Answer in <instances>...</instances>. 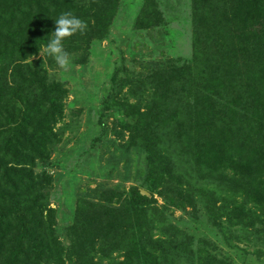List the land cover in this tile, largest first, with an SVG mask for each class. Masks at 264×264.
Segmentation results:
<instances>
[{
  "label": "trees",
  "instance_id": "trees-1",
  "mask_svg": "<svg viewBox=\"0 0 264 264\" xmlns=\"http://www.w3.org/2000/svg\"><path fill=\"white\" fill-rule=\"evenodd\" d=\"M118 5L0 0V264H226L208 241L196 249L193 235L167 225L168 204L200 208L226 244L264 246V0H192L188 61L156 68L149 87L111 73L101 115L127 133V148L142 150L141 180L78 196L68 242L59 239L51 175L36 168L60 141L67 88L28 57L71 11L88 27L63 43L84 63L91 44L108 36ZM164 21L161 0H142L137 29ZM126 85L136 101L121 96Z\"/></svg>",
  "mask_w": 264,
  "mask_h": 264
},
{
  "label": "rangeland",
  "instance_id": "rangeland-1",
  "mask_svg": "<svg viewBox=\"0 0 264 264\" xmlns=\"http://www.w3.org/2000/svg\"><path fill=\"white\" fill-rule=\"evenodd\" d=\"M141 4L142 0H119L108 36L91 44L84 63H76L71 57L69 69L63 70L51 56H36L49 79L67 88L63 118L56 125L60 141L48 161L36 168L51 175L49 206L54 208L56 233L64 244L78 196L100 188L128 189L141 180L142 150L137 146L127 148V133L111 117L101 115L111 73L120 69V75L130 81L127 85L142 80L149 87L156 68L180 65L191 57L192 0H161L165 21L156 27L137 29L134 20ZM127 85L121 96L134 102L137 99L128 93ZM154 197L162 207L163 199L157 194ZM164 209L167 225L175 226L180 236L193 235L196 249L205 245L202 241H208L210 251L225 257L226 264H264V246L243 238L226 244L200 208L168 204ZM113 256L121 259L122 252Z\"/></svg>",
  "mask_w": 264,
  "mask_h": 264
},
{
  "label": "clouds",
  "instance_id": "clouds-1",
  "mask_svg": "<svg viewBox=\"0 0 264 264\" xmlns=\"http://www.w3.org/2000/svg\"><path fill=\"white\" fill-rule=\"evenodd\" d=\"M87 22L76 17L71 11H65L55 19V30L45 46H40L39 55L43 59L51 56L60 69L68 70L71 65V54L64 47V40L77 33L83 34L87 30ZM33 61L37 57L30 55Z\"/></svg>",
  "mask_w": 264,
  "mask_h": 264
},
{
  "label": "water",
  "instance_id": "water-1",
  "mask_svg": "<svg viewBox=\"0 0 264 264\" xmlns=\"http://www.w3.org/2000/svg\"><path fill=\"white\" fill-rule=\"evenodd\" d=\"M140 192L143 193V194H148V192L146 190H144V189H141Z\"/></svg>",
  "mask_w": 264,
  "mask_h": 264
}]
</instances>
